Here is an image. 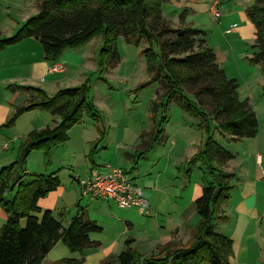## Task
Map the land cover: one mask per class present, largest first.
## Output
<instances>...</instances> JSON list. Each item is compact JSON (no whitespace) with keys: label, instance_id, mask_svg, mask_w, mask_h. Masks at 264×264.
Segmentation results:
<instances>
[{"label":"trees","instance_id":"trees-1","mask_svg":"<svg viewBox=\"0 0 264 264\" xmlns=\"http://www.w3.org/2000/svg\"><path fill=\"white\" fill-rule=\"evenodd\" d=\"M169 0H39L38 12L28 18L11 36L0 39V50L32 38L43 50L46 62H56L64 50L80 49L100 34L101 70L114 68L120 62L116 39L122 37L129 45L147 44L142 53L146 59L150 83L161 86L162 94L150 104L153 131L146 145L133 155L132 162L145 159L164 137L168 123L167 105L179 108L198 120L197 127L206 135L203 147L189 161L191 168L200 163L209 177L200 196L194 201L199 216L191 244L173 251L170 260L157 256H141L132 249L133 240L124 241V249L103 264H228L232 241L214 230V221L228 203L234 175L222 171L234 156L221 148L212 137L211 123L218 132L232 140L255 138L258 121L248 99L240 100L238 84L229 79L218 66L214 51L208 47L202 30L185 23L187 10L178 15L173 28L161 11ZM254 28L252 56L249 63L259 66L264 74V0H252L246 10ZM157 46V52L152 46ZM28 94L27 101L15 107L2 128L10 127L25 112L40 109L59 123L43 130L31 131L20 145L17 159L0 169V207L8 215L0 228V264H43L45 256L62 242L70 252L98 248L100 243L90 239L102 228L87 217L86 210L77 204L75 214L66 228L54 219L50 210L41 212L37 202L55 191L60 182L57 172L38 176L24 173L23 167L33 150H44L49 159L51 150L68 141V131L81 121L84 111L91 114L86 101V87L58 90L48 97L34 87H13ZM264 91V86H263ZM184 93L191 96L187 99ZM161 112L159 121L156 115ZM96 118V115H91ZM141 138H143L141 136ZM95 149V148H94ZM95 152V151H94ZM21 173V176L19 177ZM41 213V218L33 216ZM25 220L21 226V220ZM168 257V256H167ZM169 258V257H168ZM58 264H80L62 259Z\"/></svg>","mask_w":264,"mask_h":264},{"label":"rangeland","instance_id":"rangeland-1","mask_svg":"<svg viewBox=\"0 0 264 264\" xmlns=\"http://www.w3.org/2000/svg\"><path fill=\"white\" fill-rule=\"evenodd\" d=\"M23 1L0 0V31L3 36L12 33L14 22L22 24L24 18H31L37 14L35 7H26ZM213 1L170 0L161 5V11L163 17L175 28L178 26V15L182 10H199L200 7L203 9L206 4ZM219 1L221 17L214 21L209 16V23L199 26L198 29L204 32L208 47L214 53L217 52L219 58L220 52L227 51L228 60L224 65V73L227 78L236 80L239 99H248L258 121L256 137L241 140H232L227 134L218 132L216 124L211 123L213 139L234 156L227 164L228 170L234 173L231 195L235 196L236 189H239V181L242 179L240 176L247 175L252 169L251 158L248 159L249 153L244 154L248 152L250 146L254 147L258 142L260 152L264 151V91L263 85H260L257 79L258 77L264 79V74L259 66L249 63L253 51L251 48L253 25L248 20L246 10L252 0ZM230 28L232 29L226 33L225 31ZM101 45L100 34L83 44L81 48L84 66L78 73L72 71L73 75L67 87L61 88L85 86L86 101L92 108L91 114L86 111L82 113L81 121L69 129L68 141L53 148L48 160L44 157V150H33L27 157L23 170H26L28 175L45 177L57 172L60 187L65 192L63 200L57 199V202L52 203L51 196H48L40 210L41 212L50 210L53 218L60 221L63 228L68 226L75 214L77 203L74 198L77 194L81 206L89 208L88 218L102 228L101 233L91 234V239L100 241L105 247L117 234L124 231L125 239L136 241L132 244V249L143 256L147 253V246L156 244L157 240L145 238L141 226L143 215L138 213L137 208H119L110 200L109 205L116 219L107 218L100 212L101 207L80 197L79 186L75 182V178L84 180L86 173L91 169H99L100 173H106L114 168H121L128 174L132 172L131 174L135 175V183L142 192L151 191L153 199L159 197L161 195L159 192L163 191L167 197L162 210L154 209L157 217L152 219L158 222L168 219L176 223L172 226L174 231L178 230L182 236L190 239L185 244H177L178 242L174 241L151 254L160 259L170 260L173 251L191 244L193 233L200 221L195 210L193 188L205 185L209 177L204 173L205 170L200 163H196L189 172V161L203 147L206 135L201 128H197L196 118L183 112L176 103L170 102L167 105L168 123L163 127L164 137L145 159H139L134 164L133 155L146 145L147 138L153 131L150 104L162 94V89L159 84L150 83L146 59L142 53L147 48L145 42L134 46L126 44L122 37H118L116 48L120 62L114 68L105 70H101L99 66ZM152 48L157 52L156 45ZM184 95L187 99H192L188 94ZM94 113L96 118L91 116ZM161 115V112L156 115L155 122L160 120ZM58 123V117H53L40 109L20 115L10 127L4 128L6 132L1 135L2 143L9 146L6 150H0L2 166H9L17 159L20 145L30 133V131L24 133L25 130L31 128L40 131L46 126L52 128ZM221 170L225 172L223 168ZM203 175L206 177L203 178ZM32 215L41 218V213ZM7 217L8 215L6 220ZM123 218L134 222L132 228L126 226L124 221H120ZM145 219L150 220L147 217ZM24 223L25 220H21V226H24ZM223 226V222L214 221V230L217 233L225 232L222 231ZM154 227L155 224L151 223L149 229L152 230ZM73 257L72 252L62 242H58L45 256L43 264H58L62 259Z\"/></svg>","mask_w":264,"mask_h":264},{"label":"crops","instance_id":"crops-1","mask_svg":"<svg viewBox=\"0 0 264 264\" xmlns=\"http://www.w3.org/2000/svg\"><path fill=\"white\" fill-rule=\"evenodd\" d=\"M23 2L25 3V6L27 5L26 7H35L38 12L39 0H24ZM213 3H217L221 9L219 0H214L208 5L206 4L203 9H201V7L199 10L186 9L187 15L185 23L197 29L199 26L208 24L209 16L211 17L209 7ZM27 19L28 18H24L22 24ZM14 23L15 26L12 28L11 34L3 36L0 31V39L11 36L22 25L20 22ZM231 29L232 28L227 29L225 32L228 33ZM226 52L227 51L220 52V58L218 53H215L216 62L223 71L225 70L224 65L228 60V54ZM43 56L41 45L32 38L24 39L15 45L8 46L0 50V150L2 149V145L4 143H2L3 140H1V135L3 132H6V130L4 131V128H2V125H4L8 118L13 114L15 107L23 105L29 97L27 93L17 89L12 90V88L34 87L41 89L48 97H50L58 89L60 90L61 88L67 87L66 85H68L70 77L73 75L72 71H77L78 73L80 69L83 68L85 63L82 48L77 50H64L60 58L53 63L46 62ZM54 65L61 66L62 71L51 72L50 69ZM257 79L259 84L264 86V79L261 77H258ZM26 114L28 115L29 113ZM53 123L56 124V122ZM15 126H17V123ZM26 131L31 132L33 130L29 128V130H25L24 133H28ZM259 147L260 144L258 142L254 145V147L250 146V151L248 150V152L244 154L247 155V153H249L248 159L251 158L250 163L252 169L247 175L240 176L242 179L239 181V189H236V195L234 196L230 194L228 203L220 209L222 214H220V211L218 213V215L223 217V220L218 221L224 223L222 231H225L222 233L219 232V234L228 237L232 241V254L228 258V264H264V168H262L264 163V151L260 152ZM1 158L2 156L0 154V167L2 168ZM243 162L245 163V161ZM222 168L225 172L234 175L233 172L228 170V164ZM94 171L100 172L99 169L90 170V172ZM90 172L86 173V177L90 174ZM24 173L28 174L26 170ZM131 173L132 172H130L129 175L135 183V175ZM205 177L206 176L203 175V178ZM78 180L80 179L75 178V182L77 184ZM135 185L137 184L135 183ZM203 186L204 184L194 186V201L200 196ZM78 193L80 194V187H78ZM159 193H161L159 197L152 199L151 191L146 190L142 192L143 199L148 205L149 214H141L137 210L140 215H143V217H141V226L145 238H149L154 241L157 240L156 244H151L150 247L147 246V253L143 256L151 255L160 247L166 246L174 241L178 242L177 244H185L188 240H190L188 237L182 236V233L178 230L174 231L172 226H175L176 223L168 221V219L163 221L160 220L159 222L152 219L157 217V213L154 209L162 210L164 200H167L163 191ZM64 195L65 192L62 190V187L59 186L48 196H51V202L55 203L57 202V199L58 201L63 200ZM48 196L37 202V206L39 208L44 202H46L45 200ZM87 200L101 207L102 209L100 212L106 215L107 218L116 219L115 216H113V212L109 205L110 200ZM74 201L76 203L78 202L81 206L77 194ZM81 207L86 210L88 217L89 208L84 206ZM5 214L6 213L0 207V228L5 223ZM146 217L150 218V220L145 219ZM125 219L127 218H123V220L120 221H124L126 226L132 228L134 222ZM151 223L155 224V227L152 230L149 229ZM89 237L91 239V235ZM182 239L184 240L183 242ZM91 240L99 242L100 246L98 248L83 249L81 252H74L72 253L74 257L70 259H73L80 264H103L107 259L116 257L124 249V241L126 239L123 231L122 233L117 234L105 247H103L104 244L100 241L96 239ZM132 240L133 243L136 242L134 239Z\"/></svg>","mask_w":264,"mask_h":264},{"label":"built area","instance_id":"built-area-1","mask_svg":"<svg viewBox=\"0 0 264 264\" xmlns=\"http://www.w3.org/2000/svg\"><path fill=\"white\" fill-rule=\"evenodd\" d=\"M209 12L214 21L221 17L220 7L213 3ZM51 72H61L62 67L54 65ZM8 144L2 145V150ZM80 197L85 199H104L113 201L119 208L135 207L141 214H149L147 202L141 189L135 185L127 171L121 168L110 169L106 173L90 172L84 180H78Z\"/></svg>","mask_w":264,"mask_h":264}]
</instances>
